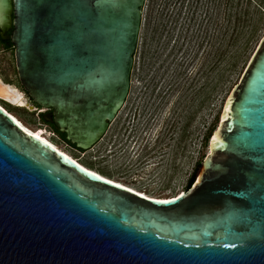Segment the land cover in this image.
I'll return each instance as SVG.
<instances>
[{"label":"water","instance_id":"water-1","mask_svg":"<svg viewBox=\"0 0 264 264\" xmlns=\"http://www.w3.org/2000/svg\"><path fill=\"white\" fill-rule=\"evenodd\" d=\"M146 4L0 0L21 85L79 151L127 103ZM116 186L0 107V264H264V38L191 189L160 200Z\"/></svg>","mask_w":264,"mask_h":264},{"label":"rangeland","instance_id":"rangeland-1","mask_svg":"<svg viewBox=\"0 0 264 264\" xmlns=\"http://www.w3.org/2000/svg\"><path fill=\"white\" fill-rule=\"evenodd\" d=\"M263 38L264 0H147L129 98L91 151L64 142L40 111L0 104L87 168L171 199L198 175L223 107ZM0 79L33 104L18 77L15 49L3 45Z\"/></svg>","mask_w":264,"mask_h":264},{"label":"bare ground","instance_id":"bare-ground-1","mask_svg":"<svg viewBox=\"0 0 264 264\" xmlns=\"http://www.w3.org/2000/svg\"><path fill=\"white\" fill-rule=\"evenodd\" d=\"M0 98L3 101L9 102L12 105L18 107V108H27L30 111H34L36 110L35 106L28 100V98L25 96L24 93H22L20 90H18L16 87L10 86L5 84L1 79H0ZM225 106V105H224ZM0 107L5 110L11 117L14 118V120L27 132V133H31V135L39 138L40 140L46 142L47 144L53 146L57 151H59L60 153L66 155L68 158L72 159L73 161H75L78 165H80L81 167H83L84 169L91 171L97 175H99L100 177L116 184L119 185L121 187H124L126 189H129L131 191H134L135 193H138L139 195L146 197V198H150V199H159V198H155V197H151L149 195H147L146 193L143 192H139L131 187H128L118 181L112 180L110 178H107L101 174H99L98 172L87 168L86 166H84L82 163H80L79 160L73 158L70 154H68L67 152H65L64 150L60 149L58 146H56L55 144H53L46 136V131H44L43 129H36L33 130L32 128H30L29 126H27L20 118H18L15 114L9 112L4 106H2L0 104ZM224 109V107H223ZM45 111H40V113H43ZM223 112V111H222ZM222 115V113H221ZM160 200H169V199H160Z\"/></svg>","mask_w":264,"mask_h":264},{"label":"flooded vegetation","instance_id":"flooded-vegetation-1","mask_svg":"<svg viewBox=\"0 0 264 264\" xmlns=\"http://www.w3.org/2000/svg\"><path fill=\"white\" fill-rule=\"evenodd\" d=\"M13 32H14V29L10 30V31L7 33V36H8V37H11L12 34H13ZM0 45H3L4 47H6V49H8L9 47L15 49V46L13 45L11 39H6V40H4V39H3V35H2L1 33H0ZM28 96H29V95H28ZM29 98H30V97H29ZM31 101H32V100H31ZM32 102H33V101H32ZM33 104H34V103H33ZM34 106H35V108L37 107L35 104H34ZM49 113H51V111H45V112H43V113H40V114H41V117H42V119H43V121H44V123H46L45 120H44V116H46V114H49ZM46 125H48L49 127H51L52 130L55 129V126L52 125V124H48V123H46Z\"/></svg>","mask_w":264,"mask_h":264},{"label":"trees","instance_id":"trees-1","mask_svg":"<svg viewBox=\"0 0 264 264\" xmlns=\"http://www.w3.org/2000/svg\"><path fill=\"white\" fill-rule=\"evenodd\" d=\"M53 131H54L56 134H58V135L63 139L64 142H66V143H67L68 145H70L71 147L77 149L75 146L71 145V144L67 141V139H66V135L59 133L58 131H56V129H53ZM77 150H78V149H77ZM195 178H196V177H194V178L190 181V184L188 185L187 191H189V190L191 189V187H192V185H193V183H194V181H195ZM187 191H186V192H187Z\"/></svg>","mask_w":264,"mask_h":264},{"label":"snow or ice","instance_id":"snow-or-ice-1","mask_svg":"<svg viewBox=\"0 0 264 264\" xmlns=\"http://www.w3.org/2000/svg\"><path fill=\"white\" fill-rule=\"evenodd\" d=\"M29 135H31V133H29ZM116 187H120L119 185H117Z\"/></svg>","mask_w":264,"mask_h":264}]
</instances>
